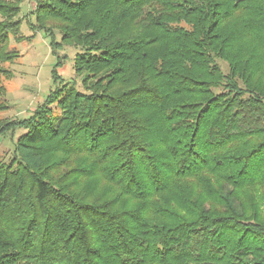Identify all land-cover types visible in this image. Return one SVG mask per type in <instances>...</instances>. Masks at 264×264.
<instances>
[{
    "label": "trees",
    "instance_id": "1",
    "mask_svg": "<svg viewBox=\"0 0 264 264\" xmlns=\"http://www.w3.org/2000/svg\"><path fill=\"white\" fill-rule=\"evenodd\" d=\"M31 13L52 47L49 22L80 48L79 80L53 68L31 114L0 125L23 130L0 160V264H264V0Z\"/></svg>",
    "mask_w": 264,
    "mask_h": 264
},
{
    "label": "rangeland",
    "instance_id": "2",
    "mask_svg": "<svg viewBox=\"0 0 264 264\" xmlns=\"http://www.w3.org/2000/svg\"><path fill=\"white\" fill-rule=\"evenodd\" d=\"M5 1L13 4L16 0H1ZM34 8L35 0H21L20 11L15 16L5 17L0 13V22L7 24L6 28L11 30L4 37L5 54L0 56V125L6 120L22 119L31 114L45 94L59 82L52 77L53 68L63 80H79L73 65L80 48L64 43L59 29L49 22L58 44L52 47L51 37L40 30L39 23L35 22L31 13ZM15 20L20 22L18 30L15 23H10ZM13 52L17 57L7 60L12 58ZM219 63L227 71L226 64ZM22 131L20 128H0V160H11L15 139Z\"/></svg>",
    "mask_w": 264,
    "mask_h": 264
}]
</instances>
